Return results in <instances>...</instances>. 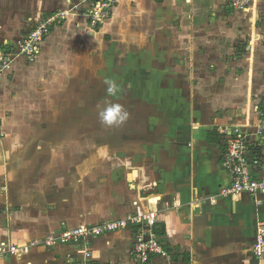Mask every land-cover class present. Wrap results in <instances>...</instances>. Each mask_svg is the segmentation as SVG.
<instances>
[{
    "label": "crops",
    "instance_id": "1",
    "mask_svg": "<svg viewBox=\"0 0 264 264\" xmlns=\"http://www.w3.org/2000/svg\"><path fill=\"white\" fill-rule=\"evenodd\" d=\"M73 1L46 0L43 4L40 0L39 5L49 13L67 10ZM226 2H116L100 31L104 37H111L108 61L116 71L124 66L132 68L136 61L141 66L148 64L164 70L165 80L171 85L180 82L175 93L179 95V106L175 102L168 110L171 126L178 117L180 122L179 127L168 128V142H158L155 130L146 128L154 121L141 118L134 123L139 134L132 142L122 144L120 138L107 139L95 164L91 157L85 160L83 203L77 195L79 188L71 195L69 189L70 197H66L54 184L59 177L54 169H61L57 154L42 159L48 166L42 184H32L29 177H39L34 168L44 158L39 154L42 148L54 149L58 141L54 137L59 133L54 131L62 122L55 121V116L68 107L66 101H61L64 95L93 97L89 65L94 61V48L103 47H94L86 39L77 40L87 30L86 18L68 13L70 20L53 27L35 59L15 60L0 86V94L18 95L8 101L0 95V264H83V247H48L38 240L67 227L99 224L129 212L147 211L157 213L156 232L172 264H257L252 247L257 227L264 225V193L223 197L218 192L230 182L222 166L220 131L234 125L252 129L264 109V9L262 13L258 9L251 12L253 24L257 23L256 16L262 15L258 26H249L248 19H244L250 13L248 8L231 9ZM253 2V7H264V0ZM35 5L36 0H31L30 8L35 10ZM76 16L83 20L77 22ZM222 25L224 28L219 29ZM66 33L74 34L75 39L61 40ZM237 38L247 39L246 45H240L246 54L243 60L233 58L227 63L223 59L233 51L227 42ZM225 64L234 69H226ZM7 77L12 79L8 89ZM206 81L221 86L208 88ZM120 82L116 81L112 89L122 87ZM109 89L108 85L102 89L108 91L106 96H110ZM166 91L174 92H160ZM160 92L151 90L149 94L157 98ZM173 94L168 96L172 98ZM133 108L139 109L136 113L143 112L141 107ZM141 130L147 132L143 134ZM33 147L32 156L38 160L30 165L29 150ZM159 148L165 151L161 153ZM260 152L264 157V141ZM259 170L264 174V164ZM70 175L66 177L71 179ZM94 176H100L102 183L95 191L91 182ZM93 192L101 194L96 201L91 196ZM133 241L131 229L100 235L89 245L91 261L140 264L132 255ZM11 244L21 249L11 253L7 250ZM149 264H160V259L154 258Z\"/></svg>",
    "mask_w": 264,
    "mask_h": 264
},
{
    "label": "rangeland",
    "instance_id": "2",
    "mask_svg": "<svg viewBox=\"0 0 264 264\" xmlns=\"http://www.w3.org/2000/svg\"><path fill=\"white\" fill-rule=\"evenodd\" d=\"M30 1L31 0H0V49L4 51L5 53H12L13 58L11 63L4 69L2 74L0 75V86L4 79H6V76L9 72H11L12 64L15 62V60L25 58L19 51V45L23 42V40L27 39V36L31 34V31L37 28V24L42 21L43 23L46 22L47 18L58 12H44L43 5H39L40 0H36L35 10L30 8ZM46 0H43V4H45ZM253 1L256 0H227L226 5H229L232 8L236 9H242L245 7L248 8L250 12L246 15H244V19H248L249 26H258L260 24L259 17L262 14H259V16H256V22L255 24L250 23L251 18H253V13L255 9H258L259 13L264 9L263 8H257L253 7ZM38 2V6H37ZM75 3V0L72 2ZM228 3V4H227ZM242 4V6H241ZM33 6V5H32ZM45 7V6H44ZM34 8V7H33ZM250 8V9H249ZM228 8H226L227 10ZM230 10V9H228ZM74 12V11H73ZM262 13V12H261ZM79 15V14H76ZM76 21L80 22L83 20L82 16H76ZM264 17V16H263ZM262 17V18H263ZM70 20L67 18H56L55 21H53L50 26L48 27V32L43 37L42 41L39 44V51L42 47L43 42L45 41L48 34L52 31L54 26H58L59 24H63L64 21ZM264 21V18H263ZM246 22V21H245ZM255 22V21H254ZM226 23V21H225ZM224 23V24H225ZM88 24V23H87ZM248 26V28H249ZM87 27L85 33L79 38L77 37V40L80 41H89L92 43L94 47L102 46V50H98V48L95 51H93L92 58L94 61L89 65V70L91 68L92 70V83L93 84V90L95 91L93 93V97L83 99V98H74V97H68V95H64V97L61 99V101H66L68 104L67 108L61 109L62 112H60L58 115L55 116V121H59V123L62 122L61 127L59 130H56L54 132H57L59 134H56L57 136L54 137L55 140H58L54 149L55 152H53V147L45 146L42 148L43 152L39 153L44 156V158H40V160L37 159L36 155L32 156L35 147L30 149V165H33V161L36 162L38 160V166L37 163H35L34 170L37 171V174H39L38 178H30L33 183L35 184L37 181L40 184H42V178L46 177L48 175L47 171V165L42 161V159H46L49 156H52L53 154H57L60 156V165H61V171L56 168L54 171L55 175H58L59 177H56L55 183L59 186V189L61 191H64V195L66 197H70V195L74 192L73 190L75 188H79L80 192L77 194L78 197L81 199V202H84V187L86 185L85 180V160L89 159L90 157L93 158L91 160V163L95 164L96 160L101 156L102 148H104V143H107V139H110L111 137L114 138H120L122 139L121 143L124 142H132L134 137H138L139 130L134 129V123L141 118V120L145 121H154V123H147L146 128L155 130L154 131V138L160 142H168L170 139L169 133L170 130L168 128H176L179 127V117L178 120L175 122L173 121V124L171 126V122L169 121L168 110L170 109V106H174L175 102L177 106H179V95L175 96V93L180 88L181 83H173V85L170 84V81L165 80V75L163 71L159 70V68L155 69L154 66L147 65H140L137 61L134 62L133 67L131 66H124V69L116 71L113 68V65L110 64L111 57L108 58L109 53V43L108 41L111 39L109 36H103V33L100 32L102 30V25L100 27L94 28L92 26H85ZM224 28L220 27L219 29ZM99 33V34H98ZM98 35V36H97ZM75 35L72 33H66L65 36L62 37L61 40L63 41H72L75 39ZM86 39V40H85ZM238 40L232 42H227V44H230L229 47L233 48V51L228 53L230 56H225V59H223L225 62L230 63L228 61H234L233 58H239L244 59V56L246 54V51L242 49V46L240 45H246L244 38H237ZM111 42V41H110ZM249 44V43H248ZM111 49V47H110ZM250 49V47H249ZM247 50L249 52L250 50ZM61 50V49H60ZM230 51V50H229ZM255 51V50H252ZM251 52V51H250ZM249 52V53H250ZM99 53V54H98ZM38 54V53H37ZM37 54H35L34 59L36 58ZM33 60V59H32ZM109 60V61H108ZM31 61V60H29ZM108 61V62H107ZM226 65V69L233 70L234 66L232 65ZM82 67L83 66H79ZM85 67V66H84ZM126 67V69H125ZM243 67V66H239ZM240 68V70H241ZM88 70V68H87ZM237 69L236 71H240ZM115 71V72H114ZM14 72V71H13ZM9 75V74H8ZM79 79V75H78ZM107 80H109V84L107 83ZM118 80L120 84H122V87H119L114 90V94L108 93L110 96H106L107 92L105 89L107 85L109 88H113L116 86V81ZM7 84L5 88L8 89L12 83V79L10 77H7ZM205 87H211V85H215L217 88L218 86H221L217 83H212V81H206ZM220 88V87H219ZM139 89L144 91L140 92ZM171 90L172 91H166L165 94H161V90ZM151 90L159 91L160 97L151 96L149 93ZM105 91V92H104ZM222 91V90H220ZM4 93V92H3ZM20 94V92H18ZM153 93V92H151ZM170 93H174V97H169ZM3 96V99L5 101H8V99H12L15 97H18L16 93L7 92L5 94H0ZM145 95V96H144ZM172 95V94H171ZM20 102V101H19ZM75 102V106H73ZM5 103V102H4ZM89 103V105H88ZM6 104V103H5ZM88 105V106H87ZM114 105H120L124 111L127 112L128 116L127 119L123 122H120V124L117 125V123H113L111 125L105 123L101 119V113H104V109L107 107H111ZM8 106V105H7ZM141 107V111L143 112H137L134 110L133 107ZM65 110V111H64ZM19 111V108H18ZM64 111V112H63ZM104 111V112H102ZM168 114V115H167ZM174 114V113H173ZM176 114V113H175ZM168 116V117H167ZM57 118V119H56ZM59 118V119H58ZM174 118H176L174 116ZM65 121V122H63ZM157 122V123H156ZM156 125V126H155ZM170 125V126H169ZM143 134H145L147 131L141 130ZM143 136V135H142ZM176 140H179V137H175ZM47 140V138L45 139ZM133 145V143L131 144ZM31 148V146H30ZM169 149L173 150V147H168ZM159 151L163 153L165 151L164 148H159ZM60 152V154H59ZM51 169V168H49ZM71 173L70 178L68 179L66 175ZM26 174V173H25ZM24 174V175H25ZM98 174V173H97ZM53 173L50 174L52 176ZM26 176V175H25ZM28 177V175H27ZM51 179H54L52 176ZM101 177L100 176H94L91 178V182H93L92 187L95 188L96 186H100L101 183ZM31 180H29L31 182ZM103 180V179H102ZM90 182V183H91ZM37 184V183H36ZM71 189L70 195H68V190ZM98 192V191H97ZM91 194V193H89ZM100 196V193H92L91 196H93V201H96V197ZM89 196V199L91 198ZM73 202L69 203V205H72ZM1 214V213H0ZM6 230V229H1ZM60 231V230H59ZM58 231V232H59ZM54 234V233H52ZM42 241L43 239L38 240ZM82 247V246H81ZM80 247V248H81ZM17 250H20L21 248L16 245Z\"/></svg>",
    "mask_w": 264,
    "mask_h": 264
},
{
    "label": "built area",
    "instance_id": "3",
    "mask_svg": "<svg viewBox=\"0 0 264 264\" xmlns=\"http://www.w3.org/2000/svg\"><path fill=\"white\" fill-rule=\"evenodd\" d=\"M117 1L75 0V3L71 2L67 10L50 15L44 23L40 21L37 28L32 30L27 39L19 45L18 51L28 60L34 59L50 24L56 18H67L68 13L84 15L89 26L100 27L111 16ZM12 58V53H5L0 49V75L11 63ZM220 132L224 146L222 166L229 173L230 182L223 186L218 194L230 197L242 193H264V174H261L259 170L264 164V157L260 152L264 141V109L260 114L259 123L252 129L234 125L227 129L223 128ZM156 223V211L129 212L123 217L99 224L61 229L59 232L45 237L43 244L48 247L54 245L82 246L83 264H94L88 249L94 238L116 230L131 229L134 231L132 255L138 263L149 264L154 258H158L160 264H172L170 253L156 232ZM32 245L34 244L32 243ZM16 249V245L11 244L7 250L14 253ZM252 250L258 260L257 264H264V225H259L256 229Z\"/></svg>",
    "mask_w": 264,
    "mask_h": 264
},
{
    "label": "clouds",
    "instance_id": "4",
    "mask_svg": "<svg viewBox=\"0 0 264 264\" xmlns=\"http://www.w3.org/2000/svg\"><path fill=\"white\" fill-rule=\"evenodd\" d=\"M109 92L114 94V90L112 88L109 89ZM127 116V112L124 111L120 105L111 106L106 110V112L101 113L102 121L109 125L123 122L127 119Z\"/></svg>",
    "mask_w": 264,
    "mask_h": 264
}]
</instances>
